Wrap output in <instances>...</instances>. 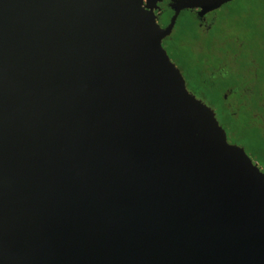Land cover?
I'll return each instance as SVG.
<instances>
[{
    "label": "water",
    "instance_id": "water-1",
    "mask_svg": "<svg viewBox=\"0 0 264 264\" xmlns=\"http://www.w3.org/2000/svg\"><path fill=\"white\" fill-rule=\"evenodd\" d=\"M234 0H0V264H264V173L162 41Z\"/></svg>",
    "mask_w": 264,
    "mask_h": 264
},
{
    "label": "trees",
    "instance_id": "trees-1",
    "mask_svg": "<svg viewBox=\"0 0 264 264\" xmlns=\"http://www.w3.org/2000/svg\"><path fill=\"white\" fill-rule=\"evenodd\" d=\"M257 1L236 0L231 3L229 10L223 7L216 13L209 15V17L215 20V23L208 32L199 27V18L191 14L181 15L173 35V46L175 45V37L178 36V66H176L181 68V73L186 80L188 90L195 94L198 99L203 100L208 105L214 106L217 111L215 114L216 118L221 126L224 129H228L231 124L232 130H235L236 134H238V138L242 144L240 145L255 159H258L256 149L258 147L261 149V146L264 147V134L261 132V128L258 127L255 115L247 110L248 108L241 104L243 100L238 98V95L243 94L241 86L239 91H237L239 93L228 95L229 89L238 88L239 84L237 82L239 80L226 78V52L230 48L223 46V43L227 41L216 38H218L220 28L223 25L225 26L228 20L227 16L232 18L234 15H239L242 9L254 6V3ZM260 6H264V3L260 4ZM235 26L243 27L245 25L237 23ZM248 28L256 29V25H249ZM254 53V58L257 55V59L261 63L262 58L258 55V52ZM173 56L177 58V52L174 50ZM252 69H254V66L248 64L246 67L245 83L254 81V88L256 82L260 83L264 81V76H262L264 72L259 73L257 78V74L255 71L252 72ZM245 83L243 87L246 85ZM230 104H232L233 109L229 106ZM222 117L229 118L227 127L223 123ZM259 123L261 125V122ZM227 140L229 141V139ZM259 160L264 163V156Z\"/></svg>",
    "mask_w": 264,
    "mask_h": 264
},
{
    "label": "flooded vegetation",
    "instance_id": "flooded-vegetation-1",
    "mask_svg": "<svg viewBox=\"0 0 264 264\" xmlns=\"http://www.w3.org/2000/svg\"><path fill=\"white\" fill-rule=\"evenodd\" d=\"M234 1H236V0H234ZM234 1L225 4L220 9L205 15L203 18H201L198 15L199 11H200L199 9L182 10L179 17L181 15H190V14L194 15L195 17L199 18V22H198L199 27L202 29H205L208 32L212 29V26L215 23V20L212 17H209V15L216 13L217 11L221 10L223 7H226V10H229L230 9L229 6ZM176 3H178V0H164V3H160L159 8L154 10L155 15L157 16V23L162 28H166L170 24V21L175 14V10L173 9L172 5H174ZM179 17H178V19H179ZM228 17L229 16L226 17L228 20L226 21L225 26L223 25L220 28L218 38H216V39H221V40L223 39V41H227V42L223 43V46H225L226 48L227 47L230 48L226 52L227 53L226 54L227 55V69H226V73H225L226 78H228V79L235 78V79L239 80L238 82L236 81L239 84L238 88H234L235 90L229 89L228 95H233L234 93L235 94L239 93L237 91H239V88L241 86L243 94L238 95V98L243 100V102L241 104L246 106L248 108L247 110L251 111L255 115V117L258 121V127L261 128V132L264 134V81H262L260 83L256 82V85L254 88H253V86H254L253 82L254 81L253 82L250 81L247 84L245 83L246 67L248 64L254 66V69H252V72L255 71V73L257 74L256 75L257 78L259 76L258 75L259 73L264 72V41L262 43L258 44L259 47H255L254 42H253V39L255 37H261L264 40V34H262L264 32H261V30H256L254 28H249L250 30H248V32H245L242 30L244 27H237L235 25L229 26V25H227V23L231 17H229V18ZM178 19H177L176 25H175L171 35L166 37L162 41L163 48L167 51L171 61L174 62L176 65H178V36L175 37L176 39H175V45H174L175 47H174L173 46V42H174L173 35H174L176 28H177L176 26L178 24ZM173 50L177 52V58L173 56ZM254 52H256V53L258 52V55L262 58L261 63H259V61L257 59V55H256V58H254V56H255ZM180 71H181V69H180ZM263 74H262V76H264ZM244 83L247 86L245 85L243 87ZM187 88H188V86H187ZM247 98H250L252 101L250 99H247ZM204 103L206 105H208L206 102H204ZM208 106L215 112V114L217 113L214 106H212L211 104ZM229 106L233 109L232 104H230ZM229 111H231V110H229ZM222 119H223L222 121L225 124V126L229 124V122H228L229 118L222 117ZM259 122H261V125ZM220 126H221V124H220ZM224 131L226 132L227 139H229V141H230V142L229 141L228 142L231 145H236V146L241 147L245 150V148L241 146L242 144L240 142V139L238 138V134H236L235 130H232L231 124L229 125V128L224 129ZM245 152H246V150H245ZM246 153L251 158L253 163L264 173V170H262L264 168V163L261 160H259L261 157L264 156V147L261 146V149L259 147L256 149V155L258 156V159H255L252 156H250L248 154V152H246Z\"/></svg>",
    "mask_w": 264,
    "mask_h": 264
},
{
    "label": "rangeland",
    "instance_id": "rangeland-1",
    "mask_svg": "<svg viewBox=\"0 0 264 264\" xmlns=\"http://www.w3.org/2000/svg\"><path fill=\"white\" fill-rule=\"evenodd\" d=\"M258 2H262V3H258ZM263 3L264 0H258L257 2L254 3V6L248 9L247 8L242 9L239 15H234L232 18L229 19L227 25L234 26L237 23H243L245 26H243L244 28L242 30L245 32H248V30H250L248 28L249 25H256V30H261V32H264V6H260V4ZM263 41L264 40L261 37H255L253 39L255 47H259L258 44L262 43ZM262 170H264V168Z\"/></svg>",
    "mask_w": 264,
    "mask_h": 264
}]
</instances>
